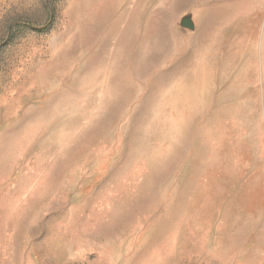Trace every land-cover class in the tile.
Masks as SVG:
<instances>
[{
  "label": "rangeland",
  "instance_id": "rangeland-1",
  "mask_svg": "<svg viewBox=\"0 0 264 264\" xmlns=\"http://www.w3.org/2000/svg\"><path fill=\"white\" fill-rule=\"evenodd\" d=\"M0 264H264V0H0Z\"/></svg>",
  "mask_w": 264,
  "mask_h": 264
},
{
  "label": "water",
  "instance_id": "water-1",
  "mask_svg": "<svg viewBox=\"0 0 264 264\" xmlns=\"http://www.w3.org/2000/svg\"><path fill=\"white\" fill-rule=\"evenodd\" d=\"M183 26L184 27H187V28H193V26H192V24H191V22L189 21V20H184L183 21Z\"/></svg>",
  "mask_w": 264,
  "mask_h": 264
}]
</instances>
